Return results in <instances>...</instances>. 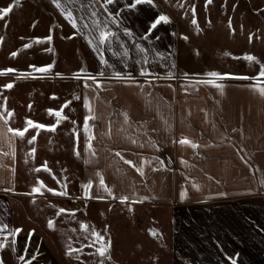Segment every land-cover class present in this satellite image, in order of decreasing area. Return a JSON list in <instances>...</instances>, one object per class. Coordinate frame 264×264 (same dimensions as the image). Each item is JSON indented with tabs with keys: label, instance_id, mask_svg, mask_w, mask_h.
<instances>
[{
	"label": "rangeland",
	"instance_id": "obj_1",
	"mask_svg": "<svg viewBox=\"0 0 264 264\" xmlns=\"http://www.w3.org/2000/svg\"><path fill=\"white\" fill-rule=\"evenodd\" d=\"M130 2L113 3V13L120 21L113 24L115 33L125 37L120 41L124 48L114 51L122 53V61L110 54L108 63L98 70L84 59L85 47L61 28L57 14L41 12L34 5V10L19 8L14 3L0 18V69H15L0 73V107L6 115L12 111L20 117L28 111L55 124L49 134L59 142L55 149H45V156L60 158L65 167L60 183L58 174L49 173V187L44 184L39 192L15 203L14 230L20 231L3 249L8 264H232L233 260L236 264H264V171L246 157L247 165L235 173L222 172L221 167L214 168L221 173H206L199 166L197 172L171 174L170 184V176L163 175L166 184L160 203L128 195L122 201L121 192L113 190L99 189L94 196L78 191L72 108L91 96L85 95V87L96 91L97 100L106 96V86L125 85L130 92L114 90L120 100L145 98L235 114L227 118L241 123L233 133L235 139L247 142L252 137L264 145V95L252 87H264V76L258 75L264 65V0H153L134 9L126 6ZM10 3L0 0V9ZM100 3L99 15L106 16ZM160 14L169 21L147 32L150 21ZM124 28L135 29L131 43L139 42L132 61ZM49 36L51 40L44 39ZM13 52L19 61H11ZM245 54L256 60L245 59ZM47 64L52 65L47 72L31 67ZM142 68L149 70L148 76L141 75ZM213 71L233 75L209 77ZM93 76L102 83L88 79ZM146 79L150 82L145 83ZM209 79L223 84V90L202 82ZM9 82L13 87L3 88ZM142 86L155 92L144 95L138 89ZM199 128L193 135L198 140L207 137ZM209 135L222 137L221 133ZM184 137L179 135L178 140ZM198 140H193L197 146ZM181 191L185 192L183 199ZM62 208L66 211L61 212ZM93 230L104 237L105 244L110 242L104 256L97 251L101 244ZM69 247L75 250L71 254Z\"/></svg>",
	"mask_w": 264,
	"mask_h": 264
},
{
	"label": "crops",
	"instance_id": "obj_2",
	"mask_svg": "<svg viewBox=\"0 0 264 264\" xmlns=\"http://www.w3.org/2000/svg\"><path fill=\"white\" fill-rule=\"evenodd\" d=\"M99 1L101 2V0H71L69 3V0H60L62 6L73 12L76 28H73L65 13L57 8L52 0H15V4L19 8L31 7V10L37 6L41 12L57 14V21L62 25L61 28L68 31L67 36L71 35L69 38L85 47L87 56L84 59L98 70L104 65L101 62V56L109 61L111 54L116 56L115 58H120L116 61H122V53L114 51L115 47L124 48L120 41L125 39V37L122 38L121 33H116V38L110 45H100L94 39L96 33L91 31L94 28L92 23L94 18L91 13L95 10L99 15ZM113 3L108 5L112 12ZM99 17L103 21L107 14L99 15ZM109 27L116 32L110 21ZM131 30L135 31V29ZM133 31H131V37L135 39L136 33H132ZM90 37L93 38L92 44L88 42ZM131 37L128 35V40L126 39L124 43H131ZM137 44H139L137 41L131 43L129 59L131 61L135 54H138ZM10 56L11 61H19L17 54ZM22 58L27 60L28 56ZM105 88L106 96L102 100H97L96 91L85 87V95L89 93L91 96L76 102L72 108L73 149L78 158L77 163H74V166L78 164L77 170V166L74 167V179L80 193L84 191L85 195L87 193V196H94L97 195L95 191L105 189L121 192L122 196L128 195L144 201L160 203L163 184H166L163 175L170 176V184L171 174L197 172L199 166L206 173L216 171L221 173L220 170H214L219 167L222 168V172L235 173L237 168L247 165L243 160L244 157L249 159V163L256 167L260 166L264 171V145L257 144L258 139L252 137L247 142H241L240 137L235 139L233 133L240 129L241 123L227 121L228 117L231 119L236 117L235 114L216 113L205 107H195L193 104L163 103L160 100L152 101L145 98L141 101L120 100L114 96V90L120 88L128 93L129 86L110 85ZM147 88L138 87L144 95L155 92ZM85 101L90 106L91 112L89 107L85 106ZM125 114H127V120ZM38 117L28 111L20 117L15 113L7 116L0 107V224L8 226L0 230V244L4 247L14 237L12 233L14 232L15 203L18 200L28 199L32 195L33 187L41 189L44 184L49 187L51 181L49 173L58 174V183L61 180L60 174L65 173V167H61L60 158L48 159L45 156L47 155L45 149L50 147L55 149L54 144L59 142L54 136H50V128L38 129L27 126V119L50 125ZM86 117L88 118L87 128L85 127ZM196 122L202 125H195ZM197 126H200L199 129L202 128L207 137H201L198 140L193 136ZM9 127L19 129L27 127V131L21 138L9 132ZM220 133L221 138L209 135H220ZM32 135L36 136V140L30 142ZM179 135H184L191 141L198 140L197 149L199 150H195L190 144L180 143ZM237 140L240 141L239 144L235 143ZM242 148L246 149L245 152H241L243 156L240 153ZM41 151L42 157L38 156L42 153ZM127 160L133 163L128 164ZM137 168H142L143 174L138 172ZM45 172L47 175L41 176ZM101 178L104 180V185L100 183ZM89 181H91L90 187ZM165 186L170 189V186ZM4 247L0 248V259L4 261V264H8Z\"/></svg>",
	"mask_w": 264,
	"mask_h": 264
},
{
	"label": "snow or ice",
	"instance_id": "obj_3",
	"mask_svg": "<svg viewBox=\"0 0 264 264\" xmlns=\"http://www.w3.org/2000/svg\"><path fill=\"white\" fill-rule=\"evenodd\" d=\"M71 2V0H69V3ZM114 2V0H101V3H100V6L102 7L103 9V12L107 14V17L102 21L98 15V13L94 10L92 11L91 15L92 17L94 18L92 23L94 25V28L91 29V31H94L96 33V36L94 37L95 40H97L99 42L100 45H105V44H111L112 40L114 38H116V33L115 31L112 30V28L109 27V21L112 23V24H116V25H119L120 21L118 19V16L116 14H114L112 11H110L108 5L112 4ZM15 3V0H13L12 3H10L7 7H3L2 9H0V18H3L6 14H8L11 10H12V7H13V4ZM52 3L56 5L57 8H60L62 12L65 13L66 17L69 19V21L71 22L73 28H76V20L73 18V12L71 10H67L64 6H62L60 0H52ZM141 3H148V4H152L153 3V0H131L130 3H128L126 6L130 9H134L136 8V6L138 4H141ZM194 11V9H193ZM169 17L167 15H164V14H160L159 16L155 17L154 19H152L150 21V26L149 28L147 29V32H151L153 29H156L157 26L161 23V22H165L167 23L169 21ZM194 24L196 23L195 19H193L192 21ZM124 32L125 34L127 35H131V31L130 29L128 28H124ZM75 34V33H73ZM185 39H187V37H184ZM2 39V38H0ZM37 39H40V38H37ZM44 39H47V40H51V37H45ZM89 44H92L93 43V38L90 37L89 38ZM25 47H28V45H25ZM139 47V45L137 46ZM126 52V50H125ZM11 55L15 56L16 53L13 52L11 53ZM157 55H160L159 53H157ZM245 59L249 60V61H255L256 60V57L252 56V55H248V54H245ZM101 62L104 63V64H107L108 61L105 60L103 58V56H101ZM146 62V61H145ZM34 70H37V71H40V72H47L49 69L52 68V65L51 64H47V65H43V66H40L39 68H37V66L33 65L31 66ZM10 71H15V69H10V68H6V69H0V73H6V72H10ZM56 75H61L60 73H57ZM101 76H103V73H100ZM141 75H144V76H148L149 75V70L148 69H141ZM209 77H227V76H231L233 74L231 73H218V72H209L207 74ZM259 76H264V65H261V68H260V71L258 73ZM117 76L119 77V73H117ZM88 79L92 80L95 84L99 85L102 83V81L100 80H97L96 77H89ZM150 81L149 80H145V83H149ZM204 83H207V84H214L215 87H217L218 89H220L221 91L223 90V84H219V83H216L215 80L213 79H209L207 81H202ZM13 87V83L12 82H9V83H6L3 85V88H7V89H10ZM253 89L255 90H258L259 93L261 95H264V87H260L259 84L257 85H252ZM188 89L185 88V91H187ZM85 106L86 107H89V111L91 112V109H90V106L88 105L87 101H85ZM6 107V105H5ZM49 112H52L53 110L52 109H49L48 110ZM7 115L8 116H12L13 115V112L12 111H8L7 112ZM61 115V113L59 111L56 112V116L59 118ZM87 117L85 119V127L87 128ZM125 119L127 120V114H125ZM27 126L28 127H34V128H38V129H43V128H46V127H49V128H55V124H51V125H45L43 123H36L34 121H32L31 119H27ZM8 131L9 132H12V133H15L16 135L20 136L21 138L24 137V134L25 132L27 131V127L24 128V129H19V128H11L9 127L8 128ZM36 140V136L35 135H32L31 138H30V142L31 141H35ZM135 142V141H133ZM180 143L182 144H190L192 148H196L197 147V144L191 140H189L187 137H184L181 139ZM34 151V149H33ZM117 155H119V153H117ZM128 164H132L133 162L131 160H127L126 161ZM46 167V165H45ZM137 171L140 172L141 174H143V169L142 168H137ZM42 183V182H41ZM100 183L101 185H104V180L101 178L100 180ZM261 183H264V180L261 181ZM89 187L91 186V181H89ZM194 187H199L198 185H194ZM50 192H55L56 189L54 188H49L48 189ZM33 192H39L40 189L37 188V187H33L32 189ZM65 195L67 193H64ZM111 194V193H109ZM87 195V193H86ZM185 196V192L184 191H181V198L183 199ZM97 198H102V197H97ZM120 199L122 201L124 200H127L128 197L127 196H121ZM61 212H64L66 211L65 209H60ZM48 226L49 227H52L53 226V221L52 220H49L48 221ZM8 226L6 224H0V230H3V229H6ZM81 227L84 228L86 227V225H84L83 223H81ZM20 229H15L14 232L12 234H15L16 232H19ZM34 231V230H33ZM92 235L95 236L97 238V241L100 242L101 246L97 249V251L99 252L100 256H104L105 253L108 251V247L110 246V242L108 244H105L104 243V237L101 236L99 233L95 232L94 230L92 231ZM153 235H155V233H153ZM4 245L3 244H0V248H3ZM68 253L71 254L73 251H75L73 248L69 247L68 248ZM21 260L24 259V257H20ZM0 264H4V261L2 259H0ZM101 264H103V262H101ZM232 264H236V261L233 260L232 261Z\"/></svg>",
	"mask_w": 264,
	"mask_h": 264
}]
</instances>
